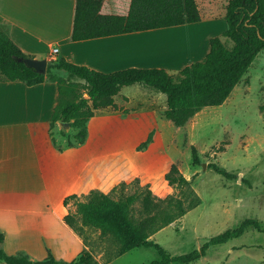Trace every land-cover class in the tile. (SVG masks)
<instances>
[{"label": "crops", "instance_id": "crops-1", "mask_svg": "<svg viewBox=\"0 0 264 264\" xmlns=\"http://www.w3.org/2000/svg\"><path fill=\"white\" fill-rule=\"evenodd\" d=\"M130 4L131 0H105L102 13L126 15ZM16 7L22 10L17 12ZM75 9L76 0H0V26L30 57L65 58L103 72L163 68L176 81L195 57L200 61L206 57L214 37L201 31V19L72 40ZM53 47L58 48L54 56ZM63 90L59 78L32 85L0 80L3 247L11 254L25 251L36 260L46 258L49 249L56 258L71 261L87 248L83 238L63 220L69 211L65 197L91 189L109 192L119 182L136 177L142 183L152 182L154 176H165L174 162L162 165V112L167 108V95L158 88L144 82L124 86L115 96L116 107L95 109L86 142L60 151L52 140L51 116ZM153 130L149 147L138 150ZM113 131L126 138L107 143V132Z\"/></svg>", "mask_w": 264, "mask_h": 264}, {"label": "trees", "instance_id": "trees-1", "mask_svg": "<svg viewBox=\"0 0 264 264\" xmlns=\"http://www.w3.org/2000/svg\"><path fill=\"white\" fill-rule=\"evenodd\" d=\"M104 1L76 0L72 40L196 23L202 19L197 0H131L130 10L126 15L102 13ZM225 18L228 28L224 36L233 45L228 47L220 37H212L206 57L185 66L181 70L182 78L179 81L174 80L163 68L130 67L103 72L65 58L50 61L47 72L41 73L20 60L29 56L15 43L8 31L0 26V80H21L32 85L48 78L56 79L49 75L50 70L56 68L66 70L87 83L88 97L70 98L62 92L52 112V140L60 151L84 144L89 134L88 123L95 115V109L107 105L116 107L115 96L124 86L136 82H144L165 93L167 108L163 115L181 127L202 108L222 105L240 83L256 56L264 51V0H229ZM260 109L264 112V104ZM57 123H62L59 130L61 140L54 132ZM68 127L74 131L69 132ZM153 138L154 130L137 149H147ZM190 149L193 165H199L201 158L197 147L192 144ZM213 167L227 178L234 177L215 163ZM165 179L172 187L190 184L176 161L165 173ZM191 196L192 199L185 206L173 195H157L150 182L142 183L141 178L136 177L131 181L119 182L109 192L91 189L86 194L68 195L64 199V205L69 211L63 220L83 238L85 245L82 226L97 227L102 233L112 235L118 244L116 257L140 246L155 248L159 259L147 264H187L205 256L210 246L223 244L243 235L250 226L262 230L259 221L248 218L237 228L211 237L199 249L171 255L150 238L160 228L202 203L193 188ZM72 204L76 206L75 211L70 208ZM173 206L178 208L177 212L173 211ZM4 240L5 233L0 229V261L7 264H103L88 248H84L71 261L56 258L49 249L46 258L36 260L25 251L8 253L3 247Z\"/></svg>", "mask_w": 264, "mask_h": 264}, {"label": "rangeland", "instance_id": "rangeland-1", "mask_svg": "<svg viewBox=\"0 0 264 264\" xmlns=\"http://www.w3.org/2000/svg\"><path fill=\"white\" fill-rule=\"evenodd\" d=\"M197 2L203 17L201 31L220 37L231 47L232 41L224 36L228 28L225 13L229 0ZM15 10L22 9L16 7ZM213 16L215 18H210ZM49 75L59 78L68 97H88L84 80L56 68L51 69ZM263 104L264 51H261L222 105L202 108L181 127L165 118L162 112V152L165 153L162 165L171 160L178 162L190 184L172 187L162 174L153 177L151 188L162 197L173 195L185 206L192 199L193 188L202 203L160 228L150 239L169 254L181 255L199 249L211 237L237 228L248 218L259 221L262 227L259 230L250 226L243 235L210 246L205 256L187 264H264V112L260 109ZM60 127L57 123L54 132L61 140ZM93 127L96 132L94 124ZM68 130L74 131L71 127ZM122 137L126 135L119 137L114 131L107 132L106 142H116ZM192 144L198 149L199 165L192 163ZM214 163L234 177L227 178L216 172ZM70 208L75 211L76 206L72 204ZM173 208L177 212L178 208ZM82 236L87 248L103 264H147L159 259L155 248L144 246L116 257L115 239L97 227L82 226Z\"/></svg>", "mask_w": 264, "mask_h": 264}, {"label": "water", "instance_id": "water-1", "mask_svg": "<svg viewBox=\"0 0 264 264\" xmlns=\"http://www.w3.org/2000/svg\"><path fill=\"white\" fill-rule=\"evenodd\" d=\"M21 61H24L28 66L35 68L38 72L46 73L47 66L49 61L46 58H35V57H25L20 58ZM62 126V123H60Z\"/></svg>", "mask_w": 264, "mask_h": 264}, {"label": "built area", "instance_id": "built-area-1", "mask_svg": "<svg viewBox=\"0 0 264 264\" xmlns=\"http://www.w3.org/2000/svg\"><path fill=\"white\" fill-rule=\"evenodd\" d=\"M58 52V48L57 47H53V50H52V55H56ZM53 60H56V58H53Z\"/></svg>", "mask_w": 264, "mask_h": 264}]
</instances>
